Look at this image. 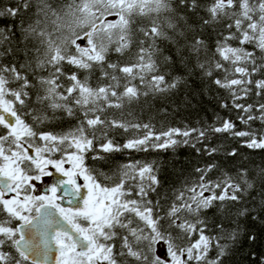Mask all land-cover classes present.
<instances>
[{"label": "snow or ice", "instance_id": "snow-or-ice-1", "mask_svg": "<svg viewBox=\"0 0 264 264\" xmlns=\"http://www.w3.org/2000/svg\"><path fill=\"white\" fill-rule=\"evenodd\" d=\"M212 87L226 115L175 120ZM241 148L264 152V0L0 2V264H230L264 229Z\"/></svg>", "mask_w": 264, "mask_h": 264}, {"label": "trees", "instance_id": "trees-1", "mask_svg": "<svg viewBox=\"0 0 264 264\" xmlns=\"http://www.w3.org/2000/svg\"><path fill=\"white\" fill-rule=\"evenodd\" d=\"M2 3H7L8 0H0ZM115 59V57H113ZM207 94L203 97V107L206 109V111H201L200 113H189V112H181L179 115L175 116V120L179 121L182 119H185L186 117L191 118L192 120H198L201 117H204L205 119H208L211 121L213 111H217L220 113V115H226V113L223 110H220L216 107L215 102L212 101V97L216 94L217 90L215 87H212L210 89H206ZM223 95L224 93H220ZM254 99V98H253ZM249 102H252L251 100ZM149 116H153L155 120L160 121L163 119V116L161 114H157L156 112H145L144 118L147 119ZM231 118L233 120L236 119L235 113H231ZM169 121H172V117L170 116ZM237 127L239 129H244V125L241 124L239 121H236ZM260 122L257 121L256 124H254L253 128H259ZM117 136L120 139V142H123L124 134L121 132H117ZM219 142V141H218ZM236 141L232 140L231 138H228L227 147H232L236 145ZM241 152L243 153V159L244 161H249L248 164L249 168L255 169L256 166L261 165L264 163V152H261L259 150L253 151L249 149L241 148ZM129 155L127 153L118 156L117 160L118 162H123L127 159H129ZM134 158L136 159H150L155 158L153 157H145L143 154H134ZM160 161L163 164L165 161H171L173 159L179 160L181 163L177 164L175 166V169L171 167V165H168L166 167V171L164 172V176L166 179V187L167 185L175 184L178 180L183 179L182 173L185 171H192L194 167L200 162V157L196 154L192 153L188 149H180L177 153H161L160 154ZM218 163H222L225 169H234L235 168V162L231 160H220L218 159ZM194 178V177H193ZM253 231L257 234V240L255 243H243L239 249L235 252L233 255L230 264H256L257 259L264 255V229H261L259 227L253 228ZM255 253V256L250 255V253Z\"/></svg>", "mask_w": 264, "mask_h": 264}]
</instances>
